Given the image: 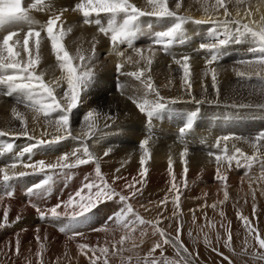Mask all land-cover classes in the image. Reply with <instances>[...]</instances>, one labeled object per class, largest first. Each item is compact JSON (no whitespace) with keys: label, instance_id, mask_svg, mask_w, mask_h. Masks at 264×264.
<instances>
[{"label":"snow or ice","instance_id":"snow-or-ice-1","mask_svg":"<svg viewBox=\"0 0 264 264\" xmlns=\"http://www.w3.org/2000/svg\"><path fill=\"white\" fill-rule=\"evenodd\" d=\"M204 18L195 19L192 16L181 14L182 0H175V7H171L170 0H145L146 8L138 6L133 0H76L73 6L56 8L54 0H31L25 4V0H0V94L5 96H15L17 105H23L33 113L32 120L39 123L41 119L44 122V128L41 131V137L50 136V139L36 138L28 129L27 118L24 113L16 107L12 109L13 118L20 122V131H6L0 129V138L3 137H26L30 143L23 146L18 152L15 151L13 142L0 144V156L12 154L13 160L5 167H0V182L4 186L3 194H0V206L3 207L2 220H0V229L11 226L12 223L19 222L22 218L17 215L15 221L10 222L9 215L11 205H5V200L14 197V190L11 182L30 175H39L42 178L32 183L25 189L28 202L33 207L41 220H51L61 222L58 227L61 233L68 235L69 239L83 237L84 233L79 231L81 227L89 222L90 214L100 205L109 202L118 203V208L98 228H93L94 232H114L121 231L118 241H113L111 247L108 242L104 246H93L88 243H78L77 249L81 255L88 257L91 264H109L110 256H120L122 264H131L132 256L124 257L125 252H135L144 242V238L149 235V229L152 236H159L148 253L144 257L139 256L136 264H194L199 258V252H190L188 247L181 239L183 231V222L177 220L176 233L173 236L160 225L163 223V213H158L155 220L145 219L137 212L130 201L142 194L143 186L146 183L149 169L147 167L152 158L150 142L154 139V120H162L167 116L170 120L181 122L178 134L180 138H186L193 130L195 122L199 115V110H193L187 113L177 112L172 108L177 100H168L160 94L159 89L151 76V66L154 63L156 53L155 46H160L166 53L176 44H185L189 42V36L186 31L188 23L196 25H208L207 40L201 42L197 51L207 53L206 65L211 66L218 63L223 50L230 44H248L247 53L251 59H241L239 64L254 71H241L234 69L236 75L240 78L252 79L255 75L258 83L252 85L264 94V16L260 21L252 19V11L245 8L243 15L240 6L245 4L246 0H200ZM229 4L237 7L236 16L233 17L229 9ZM222 10V11H221ZM49 13L45 23L40 24L32 12ZM77 12L81 15L83 24L95 25L100 34L107 37L110 42L111 55L117 57L115 64L116 72L120 75L130 76L143 85V93L133 94L128 98L136 106L138 111L146 117L147 135L141 140L139 148L141 156L139 159L140 169L138 175L128 180L121 175H114L109 181L108 177L102 172L101 157L92 150L89 141L99 143L102 137H97L99 121L105 119V127H109L107 121L114 120L111 114H103L97 109H90L83 115L79 134H74L72 126L73 112L84 103L85 96L92 87L95 80V70L93 60L95 59L96 45L99 41L93 37L91 52L85 55L80 48H77L75 54H72L65 45V38L72 33L73 29L66 26L63 16L66 12ZM222 16V18H221ZM144 17L155 18V21L161 22L162 30L153 31L155 21L148 22L145 30ZM23 34L22 40L20 34ZM46 33V37H42ZM147 35L151 38L152 44L147 49L135 46L137 39ZM15 38V39H14ZM50 42L51 52L55 56L56 66L61 75L52 79H45L47 70L40 68L42 62V44L44 40ZM31 42V43H30ZM126 46V47H123ZM128 49L138 57L133 61L132 55H126ZM145 53H148L147 55ZM191 55H183L175 59V63L180 66L183 72L182 82L186 86L188 95L197 104L202 101L195 100L192 96V65L190 63ZM143 62L144 66L139 65ZM126 64H135L136 69L126 72ZM211 73L213 88H217V69L209 67L205 75ZM123 94L125 85H118ZM235 106V105H233ZM240 107H251V105H240ZM264 108V105H258ZM52 131L49 132L48 129ZM34 132V130H33ZM72 139L78 141L79 146L71 151L60 155L55 162L46 163L44 160L32 162V157L41 148H50L64 140ZM240 140L253 150L249 155L232 143L229 149V141ZM34 141V142H32ZM219 149V153L209 151L208 155L214 157L216 164L215 179L222 183L223 200L213 202L208 205L206 200L203 207L217 208V205H223L229 200L228 175L233 166L251 170L254 164L261 165L262 173L260 179L264 180V131H260L252 137L245 138L235 135H224L218 137L214 145ZM111 148L103 152V157L111 153ZM180 159L183 168V187L187 188V157L189 148L185 146L180 152ZM27 156L28 163H24ZM22 165L24 169H32L31 172L19 171L17 166ZM93 165V173L84 176L81 185L68 197L67 200H60L51 207H42L40 203H34L33 199L43 202L50 195L52 188L58 177L65 180L72 179L75 176V170L82 166ZM222 169H224L222 171ZM168 171L171 176L169 192L173 193L172 203L174 205L173 216L182 213L181 209V185L176 183V176L173 172V161L169 158ZM120 172V168L115 170ZM246 175L248 172L246 171ZM124 180L121 187L117 183ZM251 188V183L249 184ZM205 197L207 193L204 194ZM253 200H255V191H253ZM169 201V196L160 201V205L165 206ZM143 206V205H142ZM63 208V211L60 209ZM149 211L150 209H145ZM219 215L223 218L224 211L221 209ZM253 215H255V205H253ZM237 218L243 223L249 235H253L255 244L251 253L248 252L250 245L245 240L243 254L250 256L255 261H264V236L253 226L249 217L237 212ZM193 222L195 215L193 210ZM110 223L112 227H110ZM212 228L216 225L209 222ZM224 228L223 223L220 224ZM21 231H26L22 229ZM40 229H36L35 239L39 245L36 252L37 264H43V253L46 251L47 235L43 241L39 235ZM191 237L193 234L189 232ZM15 254H20L19 233L16 234ZM222 237L217 233L216 241L219 242ZM204 243L211 247L213 252H217L228 264L233 261L225 256L219 249L212 246V240L208 233H204ZM233 235L231 232V222H228L226 229V238H224V247L231 251ZM130 244V247H126ZM170 246L175 250L176 257L165 255V246ZM11 250V248L9 249ZM160 251V256L155 253ZM99 252V255H97ZM91 253V256L88 254ZM59 259V258H57Z\"/></svg>","mask_w":264,"mask_h":264},{"label":"bare ground","instance_id":"bare-ground-1","mask_svg":"<svg viewBox=\"0 0 264 264\" xmlns=\"http://www.w3.org/2000/svg\"><path fill=\"white\" fill-rule=\"evenodd\" d=\"M72 1L54 0V4L58 8L63 4H70ZM133 2L140 7H147L145 0H133ZM170 5L174 8L175 0H170ZM245 8L251 9V18L256 21H260L261 17L264 16V0H246L245 4L240 6L242 15ZM229 9L233 17H235L237 11L236 5L229 4ZM180 12L195 19L204 18L200 0H182ZM32 13H34L33 17L36 20L39 19V21H41V17L46 18L48 16V13L43 12L33 11ZM68 18L70 22L66 26L72 27L73 31L65 38V45L72 54H75L77 48H80L85 55H89L92 38L95 37L99 41L96 45L95 59L92 62L95 70V80L85 96L84 103L73 112L72 126L74 134H79L83 115L90 109H97L103 114L114 116V120L107 121L109 125L107 128L104 126L105 119H100L97 137H102V139H100L99 143H94L96 138H93V141H89V145L101 157V169L109 181H111L114 175H121L131 180L132 177L138 175L140 169L139 159L142 153L139 144L147 135V126L146 117L138 111L128 97L138 92L142 94L143 85L130 76L120 75L116 72L115 64L117 57L110 54V49H106V43L109 39L100 34L94 24H83L76 13L68 14ZM146 20L155 21V18L146 17ZM155 23L161 24L160 21H155ZM185 27L190 41L192 40L193 42H187L186 45L176 44L167 53L161 47H155L156 53L150 74L162 96L168 100H177L178 103L175 107L183 109L181 113L197 109L203 110L205 113H200L199 111L194 128L186 138L179 137L180 121L170 120L167 116L162 120L153 121L154 139L150 142L152 158L147 165L149 169L147 180L143 186L142 194L132 199L130 203L145 219L155 220L158 213H163V223L160 226L173 236L176 233L177 220L182 221L183 231L181 239L190 252H199V258L194 264H228L227 260H224L217 252H213L211 247L204 243V233H208L212 240V246L218 248L219 252H222L225 256H228L233 261V264H264V261H255L250 256L243 254L245 240L250 245L248 248L249 253L258 246L255 244L253 236L248 234L243 223L237 218V212L240 211L243 215L249 217L253 226H260L259 223L261 222L264 224L260 216L256 215V210L264 206V180L260 179L262 169L259 163L254 164L251 170L233 166L232 170L227 172L229 200L223 205L218 204L216 209L203 207L205 200L208 205L223 200L224 186L220 181L215 179V160L214 157L208 155L209 151L219 153V149L214 146L216 139L224 135L249 138L260 131H264V108L257 107L258 105H264V96H255L260 92L258 89L252 87L258 81L255 75L252 76L251 80H248L238 77L236 71H234V69L245 72L254 71V69L246 68L238 63L241 59L252 58L246 51L249 45L230 44L223 50V55L218 63L207 66V53L197 51V49L201 42H209L206 38L209 26L188 23ZM23 34H20L21 40ZM41 35L42 37H46V33H42ZM148 47L143 46L142 48L147 49ZM132 53L126 52V55H132ZM145 54L147 55L148 53ZM101 55H104L102 59ZM183 55L192 56L190 61L193 72L191 91L195 100L202 101L200 104H197L188 95L186 86L182 82V69L175 63L174 58L179 59ZM132 57L133 61L138 59L136 56L132 55ZM139 66L143 67V62ZM209 67L217 69L216 85L219 89V95H217L216 89L213 88L211 73L208 72L205 75ZM40 68L47 70L45 79H52L54 76L59 77L61 75L59 68L56 66L55 56L51 52L50 42L46 39L42 44V62ZM135 69V64H126L124 70L131 72ZM118 85H125L123 94ZM243 93L244 96H242ZM250 100H254L257 105L255 109H249V113H247V111H243L247 107H240V105H247V102ZM13 107H16L20 112L25 114L31 134H34L38 139L51 138L50 136L41 137V131L44 128L43 119L39 123H34L32 120L33 113L30 110L26 109L23 105H17L15 96L9 97L3 94H0V129L20 131V122L14 119L12 115ZM218 110L220 113H211V111L216 112ZM254 115H258V118ZM258 119L261 125L258 123ZM48 131L51 132L52 129L49 128ZM5 142H13L16 146L15 151L17 152L23 146L30 143L23 136L19 138H0V144ZM232 143L241 147L249 155L252 154L253 150L249 145L240 140L229 141L230 150ZM77 146H79L78 141L67 139L52 145L50 148H41L32 157L34 160L32 162L38 160H44L46 163L55 162L60 155L71 151ZM185 146L189 148V155L187 157L189 169L187 188L183 187L184 164H182L179 155ZM109 148L112 150L110 155L103 157V152ZM169 158L173 161V172L176 176V183L181 185L182 192V213H178L177 216H173V193L169 192L171 182V176L168 171ZM12 160V154L0 156V167H5ZM28 162L26 156L24 163ZM93 168V165L82 166L75 170V176L69 180L58 177L47 199L43 202L33 199V202L40 203L42 207H51L60 200H67L81 185L84 176L93 173ZM117 168H120L119 173L115 172ZM30 170L32 169H24L19 164L16 169L17 172ZM256 170L257 172H255ZM246 171L248 172L247 175L245 174ZM40 177L42 176L38 175L36 177L35 175H30L11 182L15 193L14 197L17 199H6L4 202L5 205H11L9 220L10 222L15 221L17 215H20L22 218L19 222L0 229V264H37L38 258L36 257V252L39 248L35 239L37 228L40 229L39 235L42 241L44 236L47 235V241H45L46 251L42 256L43 264H91L88 257L79 253L77 249L78 243L104 246L107 241L108 246L111 247L113 241L119 240L120 235L123 234L119 230L110 233L92 231L93 228L101 227L105 223L107 218L117 210L118 203L109 202L94 209L90 214L89 222L79 229V231L84 233V236L76 237L72 240L69 239L68 235L59 231L58 225L61 222L41 220L35 209L29 204L28 197L26 198L24 193L19 192L18 185L20 181L27 180V182L25 181L21 184V186H24L25 183L34 182ZM124 183V180L118 181L117 187L123 186ZM250 183L251 188L249 187ZM3 191L4 186L0 182V194H3ZM253 191H255V200H253ZM205 193H207L206 197ZM165 195L169 196L166 210L165 206H158ZM253 205H255L254 216ZM145 209L150 210L146 211ZM221 209L225 213L223 218L219 215ZM60 210L63 211V208ZM193 210L195 222H193ZM2 212L3 207L0 206V220H2ZM210 221L215 223V228L209 225ZM229 221L231 222V232L233 235L231 247L235 252L224 247V238H226V229ZM221 223L225 225L224 228L220 227ZM110 227H112L111 223ZM22 229H26V231H21ZM189 232L193 234L191 237L188 235ZM259 232L264 236V231L260 230ZM17 233H19L21 245L18 256L15 254ZM217 233L222 237L219 242L216 241ZM159 239L158 235L152 236L149 229V235L144 238V242L140 247L135 252H125L123 256H132L131 264H136L137 257H144L152 245ZM240 241L241 243L243 242V245ZM126 247H130V244H126ZM10 248L11 250H9ZM88 255L91 256V253ZM97 255H99V252H97ZM155 255L159 257L160 251L157 250ZM165 255L178 258L176 257L175 250L167 245L165 246ZM99 264H103V261L101 260ZM109 264H122V258L120 256H110Z\"/></svg>","mask_w":264,"mask_h":264},{"label":"rangeland","instance_id":"rangeland-1","mask_svg":"<svg viewBox=\"0 0 264 264\" xmlns=\"http://www.w3.org/2000/svg\"><path fill=\"white\" fill-rule=\"evenodd\" d=\"M143 46H144V47H145V46L148 47L146 44H143ZM143 46L141 45L140 48H142ZM129 52L132 53L131 51H129ZM132 55L135 56L133 53H132ZM101 56H102V57H101V59H102V58L104 57V55H101ZM257 95H262V96H264V94H261V93L256 94L255 96H257ZM242 96H244V93L242 94ZM255 96H254V97H255ZM245 99H246V98H245ZM230 102H231V101H230ZM251 102H252V103H251ZM177 103H178V102H177ZM177 103H176V104H173V105H172V108H174V107L177 105ZM248 104L251 105V107H247L245 110H243V111H247V113H249V109H255V107H256V105H257V104L255 103L254 100H250L249 102H247V105H248ZM252 106H253V107H252ZM257 107H258V106H257ZM198 108H199V107H198ZM174 109H175L177 112H181V111L183 110V109H179V108H177V107H175ZM178 110H180V111H178ZM190 111H192V110H190ZM190 111H189V112H190ZM199 111H200V113H205L203 110H199ZM243 111H242V112H243ZM183 112H184V111H183ZM185 112H186V111H185ZM186 113H187V112H186ZM206 113H207V112H206ZM211 113H220V111H219V110L216 111V112L211 111ZM250 113H253V112H250ZM254 113H255V112H254ZM254 116H255L256 118H258V115H254ZM258 123L260 124V120H259V119H258ZM260 125H261V124H260ZM240 170H241V169H240ZM255 172H257V170H256ZM255 172H252V173H255ZM263 205H264V203H263ZM262 208H263V209H262ZM262 208L260 207V209L258 208V209L256 210V215H257V216L259 215L260 218H261V221H263V223H264V211H263V210H264V206H263ZM257 211H258L259 213H258ZM262 212H263V213H262ZM253 216H254V215H253ZM253 218H254V217H253ZM260 218H259V219H260ZM259 224H260V226H259V225L256 226V228L259 227V228H257L258 231H260V230H261V231H264V226H262V225H264V224H262V222L259 223ZM262 227H263V228H262ZM259 229H260V230H259ZM259 233H261V232H259ZM253 235H254V234H253ZM253 235H252V236H253ZM240 243H241V241H240ZM241 244L243 245V242H242ZM242 245H241V246H242Z\"/></svg>","mask_w":264,"mask_h":264}]
</instances>
